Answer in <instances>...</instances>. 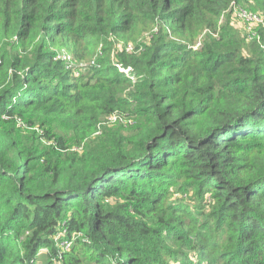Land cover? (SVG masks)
<instances>
[{"label":"trees","instance_id":"trees-1","mask_svg":"<svg viewBox=\"0 0 264 264\" xmlns=\"http://www.w3.org/2000/svg\"><path fill=\"white\" fill-rule=\"evenodd\" d=\"M241 3L264 15L0 0V264L43 247L61 264H264V24L237 27Z\"/></svg>","mask_w":264,"mask_h":264},{"label":"rangeland","instance_id":"rangeland-1","mask_svg":"<svg viewBox=\"0 0 264 264\" xmlns=\"http://www.w3.org/2000/svg\"><path fill=\"white\" fill-rule=\"evenodd\" d=\"M241 6L243 7H235L234 8V19L237 25V27L241 26L244 22L247 23V25L253 26L259 24V23H263L264 24V15L261 14V12H259V17H257V14L255 13V11H249L248 8H246L247 6H245V3H241ZM261 26V25H260ZM205 35V31L202 33V35L200 36V39H202V37ZM200 42L198 41L194 47H199L200 46ZM66 55H64V57H66L68 60H70V55L68 53H65ZM60 55V54H59ZM63 57V54H62ZM96 57V56H95ZM94 57V58H95ZM93 58V59H94ZM93 59L91 61H83V62H78L80 65L84 64V63H92ZM85 65V64H84ZM115 118H113L112 120H114ZM112 120L106 121L104 122L109 123L112 122ZM103 123V124H104ZM21 125V124H20ZM75 148V146L73 147ZM57 240L56 241V248L58 251H61L63 253H67L69 251H71V246L73 244V241L68 240L65 236L63 235H58L56 237ZM50 250L47 247H43L40 252H39V259H38V263L37 264H61L58 262V259L55 257H51L49 255Z\"/></svg>","mask_w":264,"mask_h":264},{"label":"built area","instance_id":"built-area-1","mask_svg":"<svg viewBox=\"0 0 264 264\" xmlns=\"http://www.w3.org/2000/svg\"><path fill=\"white\" fill-rule=\"evenodd\" d=\"M65 59H67L66 57H64Z\"/></svg>","mask_w":264,"mask_h":264}]
</instances>
